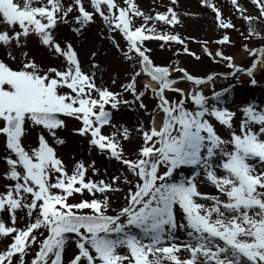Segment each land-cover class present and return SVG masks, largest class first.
<instances>
[{"label":"snow or ice","instance_id":"6c2138e0","mask_svg":"<svg viewBox=\"0 0 264 264\" xmlns=\"http://www.w3.org/2000/svg\"><path fill=\"white\" fill-rule=\"evenodd\" d=\"M177 3L0 0V264H264V97L237 87L264 75V43L249 47L264 41V0L257 15L231 0L248 65L225 51L239 29L215 0H200L215 48L176 31ZM185 54L226 70L192 71ZM65 133L88 157L60 155Z\"/></svg>","mask_w":264,"mask_h":264},{"label":"rangeland","instance_id":"374dc122","mask_svg":"<svg viewBox=\"0 0 264 264\" xmlns=\"http://www.w3.org/2000/svg\"><path fill=\"white\" fill-rule=\"evenodd\" d=\"M136 2L145 11H150L152 9L164 11V6L170 4L171 0H136ZM215 2L217 3V6L222 9L224 16L226 18L232 19L233 23H235L237 25V28L239 29V31L229 30L231 39L236 41V47H226L225 51L230 53L235 52L237 53V55H240L239 50L242 37L239 33L244 31L245 24L242 20H240L233 14L231 0H215ZM239 2L245 5L248 10V13L252 15L258 14V10L256 9V6L251 3V0H239ZM174 7L181 21V23L176 26V31L181 33L182 36L195 37L199 41L207 40L209 41L210 46L213 48L217 46L212 42L218 38L221 33V30H219L214 23V13L211 10L205 9L200 4V0H178V3ZM246 34L247 33L245 32V35ZM92 36L93 33L89 32L85 33V36L82 38L83 43L80 47V54L82 59H87V53L89 52L93 43ZM146 43L152 49L153 58L156 63L168 62L169 58L172 55L171 51L160 49L159 41L153 40L147 41ZM262 43H264V41H261L259 38H254L252 39L250 45L251 47H257ZM96 44L99 48V52L101 53V58L109 64L113 63L115 50L111 48L110 43L105 41L103 45L100 46V43L97 41ZM188 45L192 50L197 52H199L201 49V44L197 43L196 41H188ZM105 49L112 52L113 55L105 57L103 55ZM239 57L240 58L239 60L237 59V63L243 65L249 64L250 58L247 55H240ZM180 61L184 66L188 67L190 70L200 73L207 72L211 69H215L217 71L226 70L223 65H212L207 59L202 58L200 62H196L193 58L187 56L186 54L180 56ZM256 76L260 83L257 86H254V88L248 85L246 82L243 85H237V87L240 89L241 96L250 95L254 96L257 99L264 97V75H262L260 72H257ZM141 83H143V80H141ZM219 83L223 82L221 81ZM127 111V109L121 110V116L123 117V121L127 122L130 125L135 124L137 122L138 114L135 112ZM105 131H108V129H105ZM65 135L67 137V145L60 149V155L66 161H71L73 153H75L77 156L88 157L87 149L78 139L72 137L67 133H65ZM136 143L137 140H133L131 144H126V148H128L129 150H134ZM91 158L96 159L97 165L102 169L108 168L110 172L114 171V161H108L97 156H92ZM202 187L203 190H211L210 186Z\"/></svg>","mask_w":264,"mask_h":264},{"label":"bare ground","instance_id":"6f19581e","mask_svg":"<svg viewBox=\"0 0 264 264\" xmlns=\"http://www.w3.org/2000/svg\"><path fill=\"white\" fill-rule=\"evenodd\" d=\"M249 47H251L250 44H249ZM237 56H238L237 59L239 60V58H240L239 56H240V55H237ZM144 82H146V80H143V83H144ZM218 83H219V82H218ZM127 112H128V111H127Z\"/></svg>","mask_w":264,"mask_h":264}]
</instances>
